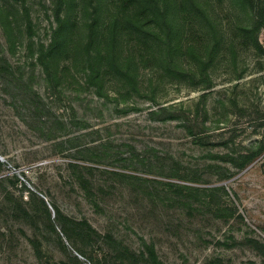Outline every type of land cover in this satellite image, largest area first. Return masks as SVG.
I'll return each mask as SVG.
<instances>
[{
  "label": "rangeland",
  "instance_id": "374dc122",
  "mask_svg": "<svg viewBox=\"0 0 264 264\" xmlns=\"http://www.w3.org/2000/svg\"><path fill=\"white\" fill-rule=\"evenodd\" d=\"M64 1L0 0V264H264V0Z\"/></svg>",
  "mask_w": 264,
  "mask_h": 264
},
{
  "label": "trees",
  "instance_id": "16d2710c",
  "mask_svg": "<svg viewBox=\"0 0 264 264\" xmlns=\"http://www.w3.org/2000/svg\"><path fill=\"white\" fill-rule=\"evenodd\" d=\"M64 0H55V9H54V16H55V19H56V28L54 30V33H57L59 32V30L63 27V23H64V17H63V7H64ZM250 9L251 11L256 15V17H258V9L259 7L256 6V4L254 3H250ZM56 44V41H54L53 39L51 40L50 44H49V49H52L54 48ZM44 46V45H43ZM39 103L36 104L35 106L30 104L27 105L28 109L33 111V113L35 115H37L38 112L42 113L44 111V108H46V105L45 103L41 100V97L39 96ZM169 112V113H168ZM149 115L153 118V119H157L158 117L160 116H163L164 118H162V120H165V119H177V114H175V112H171L166 106H161L159 105V107L157 109H150L149 110ZM259 125L260 127L264 128V113H261V116L259 118ZM90 149H88L89 151ZM255 154L251 155V156H244L242 154V158H246L247 159V162L248 161H251L255 156ZM110 154L106 153V152H103V154L100 156V157H105L106 159H109L110 158ZM112 157V156H111ZM115 159H118V160H124L123 158H115ZM152 255L155 256V251L152 250L151 251Z\"/></svg>",
  "mask_w": 264,
  "mask_h": 264
}]
</instances>
